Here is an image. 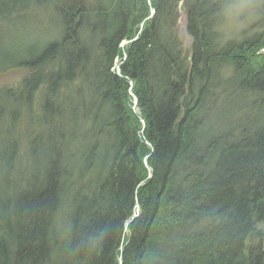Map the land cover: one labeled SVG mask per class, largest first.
<instances>
[{
    "label": "trees",
    "instance_id": "1",
    "mask_svg": "<svg viewBox=\"0 0 264 264\" xmlns=\"http://www.w3.org/2000/svg\"><path fill=\"white\" fill-rule=\"evenodd\" d=\"M223 2L0 0L48 23L0 91V264H264V29L222 47ZM216 90L250 116L203 147Z\"/></svg>",
    "mask_w": 264,
    "mask_h": 264
},
{
    "label": "rangeland",
    "instance_id": "2",
    "mask_svg": "<svg viewBox=\"0 0 264 264\" xmlns=\"http://www.w3.org/2000/svg\"><path fill=\"white\" fill-rule=\"evenodd\" d=\"M218 1V0H216ZM223 2V0H221ZM221 11L216 15H213V20H215V27L214 33L217 34L215 38H217L218 43L222 45V47H226L232 41H238L245 38V36L254 35L257 30L264 29V0H224ZM150 3V1H148ZM154 14V9L150 7V14L146 18V20L150 19ZM185 13L184 10L181 8L180 16L178 19V35L183 44V50H188V47L191 43L190 36L186 33L185 30ZM218 16V17H217ZM18 17L17 14H8L6 15L2 22L0 23V65L7 66L5 70H0V91L15 89L17 84L25 77L27 74V70L18 67V65L13 66V64L17 63L18 61L22 60L25 57H28L30 53L39 47L40 45H44L43 43L47 40L48 37V23L44 19L34 21L33 16H27L26 18L18 21L16 19ZM144 20L140 24V28L144 25ZM257 23H261L258 25ZM137 36L132 37L130 40L133 41L136 39ZM247 38V37H246ZM129 40H123L120 43V47H123L124 44H127ZM128 41V42H127ZM125 42V43H124ZM214 43V41H213ZM40 44V45H39ZM189 59V54L187 55ZM125 58V55L123 59ZM121 62L119 58H116L114 61V68H116V72L119 74ZM118 69V71H117ZM221 76H224L223 74ZM131 83L129 82V85ZM221 89V88H220ZM93 90V94H94ZM237 94L236 92H234ZM215 94L220 95V90H216ZM91 95V92L89 93ZM90 97V96H89ZM91 98V97H90ZM96 100L95 98H92ZM232 99V98H230ZM229 101V100H228ZM127 104L131 107V109L138 113L137 110V98L132 93L131 89L128 91V100ZM204 104L206 106L204 110V114L202 115V119L204 125L209 128L210 132H208L207 137H205V141L203 147H210L211 144L209 142L213 141V139L220 137L224 132L222 130H226V127H236L239 123H235L234 121L237 119L238 122H248L250 115L246 114L243 115L237 114V111L233 112L234 110L230 111L229 102L220 96L214 95L212 97L210 94L205 96ZM92 108L95 109V104L92 105ZM92 109V110H93ZM64 117H67V111L64 110ZM204 116V118H203ZM253 119L256 121L260 119L259 113L255 114ZM69 118V115H68ZM30 121V120H29ZM25 123L28 122V119H24ZM31 122V121H30ZM142 127L140 133L144 130V121L141 119ZM260 122V121H259ZM257 121V123H259ZM32 124V122H31ZM71 124V123H70ZM80 123H75L74 125H79ZM230 124V125H229ZM33 125V124H32ZM208 130V129H207ZM230 130V128L228 129ZM8 134V132H6ZM19 134V133H18ZM8 136V135H7ZM31 136V135H29ZM24 137V136H23ZM26 139L31 141L30 137ZM3 140V139H2ZM1 140V141H2ZM15 141L20 143V154L15 149L12 155L14 157L19 158L18 164L14 165L16 167L17 172L23 173L25 179L30 180L32 179L31 171L26 169L25 163L23 162L22 156L25 155L28 143L20 137L15 138ZM18 143V146H19ZM212 143V142H211ZM25 149V150H24ZM10 155V152L8 153ZM26 174V175H25ZM9 178V182L13 183L14 185H18L16 181H13ZM137 206V205H136ZM136 213L133 216H136L139 212V209L135 210ZM127 232L125 233V235ZM264 247V242H263Z\"/></svg>",
    "mask_w": 264,
    "mask_h": 264
},
{
    "label": "bare ground",
    "instance_id": "3",
    "mask_svg": "<svg viewBox=\"0 0 264 264\" xmlns=\"http://www.w3.org/2000/svg\"><path fill=\"white\" fill-rule=\"evenodd\" d=\"M258 25H261V24H259V23H257ZM0 68H1V71H3V70H5L6 69V66H0ZM116 69V68H115ZM136 209H138V207L136 206ZM135 216H132V218H134Z\"/></svg>",
    "mask_w": 264,
    "mask_h": 264
},
{
    "label": "water",
    "instance_id": "4",
    "mask_svg": "<svg viewBox=\"0 0 264 264\" xmlns=\"http://www.w3.org/2000/svg\"><path fill=\"white\" fill-rule=\"evenodd\" d=\"M125 43V42H124ZM117 71H118V69H117Z\"/></svg>",
    "mask_w": 264,
    "mask_h": 264
}]
</instances>
